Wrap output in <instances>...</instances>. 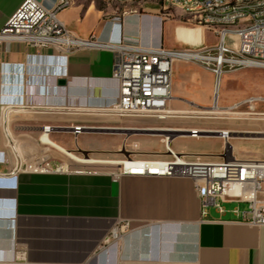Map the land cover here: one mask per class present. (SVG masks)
Returning <instances> with one entry per match:
<instances>
[{
  "label": "crops",
  "instance_id": "1",
  "mask_svg": "<svg viewBox=\"0 0 264 264\" xmlns=\"http://www.w3.org/2000/svg\"><path fill=\"white\" fill-rule=\"evenodd\" d=\"M22 1L0 0V29ZM37 1L46 9L57 4V0ZM126 2L108 10L106 0H70L58 17L81 38L92 33L102 39L136 38L145 46L162 44L167 18L157 14L154 5L124 14L137 7ZM115 16L118 21L113 20ZM193 28L194 42L182 33ZM172 30L179 44L205 42L201 27L173 25ZM54 54L23 43H0V264H264V226L243 223L232 212L234 207L244 209V204L226 201L222 214L212 207L202 214L194 183L187 178L114 175L118 167L77 169L62 159L65 154L59 148L75 155L77 151H115L120 133L93 130L117 128L109 124L116 114L103 104L116 95L110 79L112 53L79 48L68 53L63 63ZM193 63L173 62L170 102L209 108L214 102V75ZM56 68L62 73L53 72ZM178 75L187 77V98L177 95ZM58 80L65 84L58 85ZM250 96L264 94L238 96L233 103ZM217 97L219 107V93ZM46 126L50 127V144L40 141ZM74 126L82 127L80 133H72ZM214 137L220 141L219 150L207 155L221 156L226 143ZM160 142L159 152L139 156L162 153ZM102 143L108 146L101 147ZM172 148L206 154L181 144ZM44 161L50 171L28 169ZM59 161L67 168L53 170ZM123 221L128 222V230L117 242L109 243L110 231Z\"/></svg>",
  "mask_w": 264,
  "mask_h": 264
},
{
  "label": "built area",
  "instance_id": "2",
  "mask_svg": "<svg viewBox=\"0 0 264 264\" xmlns=\"http://www.w3.org/2000/svg\"><path fill=\"white\" fill-rule=\"evenodd\" d=\"M137 7L122 13H137L143 6L153 4L157 14L166 17V10L178 9L195 23L211 30L215 36L212 44H187L183 49H166L145 46L138 39L116 37L102 39L94 34L78 37L59 19L58 13L70 4V0H57L53 9H46L37 0H23L0 29V43H23L33 49H50L57 62L63 63L66 55L79 48H95L112 53L110 79L116 85L112 101L103 103L106 109L118 115H152L163 119L168 114L172 99V65L177 59L198 63L214 75V103L221 76L224 73L246 69H264V0H130ZM115 16L113 20L118 21ZM61 74V68H56ZM257 102L264 96H250L231 105L232 109L245 106L254 115ZM44 127L43 134L49 130ZM81 126L72 127L78 134ZM189 136H197L196 129H189ZM161 141L162 153L154 157L134 158L127 156L118 164L114 173L130 175L187 178L194 183L199 196L201 213L212 207L222 214L223 202L234 201L245 205L232 212L240 221L253 226H264V159L237 157L225 153L221 156L183 153L174 150L165 131ZM40 136V137H41ZM219 137L227 143V133L219 131ZM3 159V158H2ZM67 164L59 161L53 170L60 171ZM28 169L37 172L50 171L48 161ZM79 171V170H76ZM128 230V222L118 223L109 233V243L117 242Z\"/></svg>",
  "mask_w": 264,
  "mask_h": 264
},
{
  "label": "rangeland",
  "instance_id": "3",
  "mask_svg": "<svg viewBox=\"0 0 264 264\" xmlns=\"http://www.w3.org/2000/svg\"><path fill=\"white\" fill-rule=\"evenodd\" d=\"M109 2L106 9L112 8V5H121L127 3V0H106ZM153 5V4H147ZM105 9V7H103ZM141 11V10H139ZM166 21L164 22L163 42L164 48L183 49L186 45L179 44L174 37L173 25L183 27H201L204 32V41L206 44H212L215 41V36L211 30L190 20L188 15L182 14L178 9L170 8L166 10ZM193 29L183 31L187 33L191 41L193 40ZM192 64V62H188ZM198 65V63H193ZM242 69L235 70L223 74L219 82L217 92L219 98V113H211L210 109L204 107L191 106H176V102L169 103V110H187L196 111L195 113H168L163 119H158L152 115H124L116 114L109 118V124L117 127L115 130H108L109 133H120V140L116 141L115 151L105 152H82L77 151L79 157H93L96 159L123 160L127 156L141 158V153L159 152L161 150L162 134L165 131H155L156 133H144L138 129L141 128H172L183 131H171L170 133L176 137L179 135H189V129H198L199 137H176L171 141V146L181 144L184 147L192 150H200L206 154H214L218 152L220 141L217 137L204 135V131H221L229 130L230 138L226 143L225 152L232 153L237 157L250 159H264V116L242 114L249 111L245 106H240L236 109L227 110L238 96L249 94H264V69L248 68L245 71ZM187 77L178 75L176 78V92L180 98H187L189 84ZM173 88V82H172ZM218 98V97H216ZM255 112H264V102H257ZM236 112V113H234ZM100 125V123H99ZM100 127V126H98ZM202 136V137H201ZM73 143V139H71ZM102 146H108L102 143ZM56 155V154H55ZM58 156V155H57ZM55 156V157H57ZM67 163H70L77 169L91 168L95 170H114L118 164L112 163H79L70 160L68 156L61 155Z\"/></svg>",
  "mask_w": 264,
  "mask_h": 264
},
{
  "label": "bare ground",
  "instance_id": "4",
  "mask_svg": "<svg viewBox=\"0 0 264 264\" xmlns=\"http://www.w3.org/2000/svg\"><path fill=\"white\" fill-rule=\"evenodd\" d=\"M204 109H210V112L211 113H219V107L216 106V103H214L211 107L209 108H204ZM232 107L229 106L227 107V110H231ZM168 113H172L171 110L168 111ZM236 113V112H234ZM242 114H246V115H252L254 113L252 112H245V113H242ZM197 131V136L200 135V131L198 129H196ZM223 131L224 133H227V136L230 138V133H232L231 131L229 130H221ZM40 141L42 143H46V144H50V140L48 139V136H46V134H43L41 137H40ZM59 150L65 154L66 156H68L69 158H71L72 160L76 161V162H79V163H87V164H90V163H112V164H120L121 163V160H101V159H95V158H92V157H79L75 154H73L72 152L70 151H66L65 149H62V148H59Z\"/></svg>",
  "mask_w": 264,
  "mask_h": 264
},
{
  "label": "water",
  "instance_id": "5",
  "mask_svg": "<svg viewBox=\"0 0 264 264\" xmlns=\"http://www.w3.org/2000/svg\"><path fill=\"white\" fill-rule=\"evenodd\" d=\"M57 84L58 85H64L65 82L63 80H58ZM93 130H96V131H108V130H115V128L97 127V128H94ZM138 130L143 131L144 133H156L155 131H159V129H153V128H141V129H138ZM180 131H183V130H180ZM204 133H205L204 135L219 136V131H204Z\"/></svg>",
  "mask_w": 264,
  "mask_h": 264
}]
</instances>
